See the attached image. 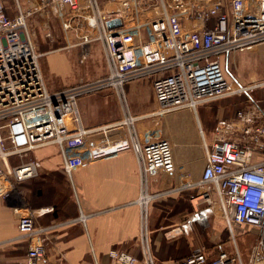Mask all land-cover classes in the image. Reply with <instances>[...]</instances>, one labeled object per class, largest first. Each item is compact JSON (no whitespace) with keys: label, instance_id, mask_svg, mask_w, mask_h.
<instances>
[{"label":"built area","instance_id":"2783aa9c","mask_svg":"<svg viewBox=\"0 0 264 264\" xmlns=\"http://www.w3.org/2000/svg\"><path fill=\"white\" fill-rule=\"evenodd\" d=\"M7 1L0 0L1 196L10 197L15 184L38 177V164L29 156L39 148L56 146L67 175L86 162L131 150L141 182L137 203L143 258L138 262L124 251L110 250L107 264H155L147 242V206L154 198L148 194V184L150 178L170 177L176 170L169 141L141 144L135 118L126 107L124 85L146 79L151 81L157 104L154 115L177 127L196 129L201 141L200 179L191 182L187 175L181 176L175 191L204 188L198 198L225 222L231 238L236 226L262 229L264 111L250 101L233 118L217 122L207 141L198 109L264 87V83L233 86L220 61L264 46V0H11V8ZM36 14L55 17L67 40L69 32L80 33L77 46L99 43L106 75L49 91L28 33L27 22ZM113 20L119 25L109 27ZM68 47L74 46L68 43ZM108 89L117 93L124 117L116 124L85 130L78 100ZM77 221L84 222L85 217ZM17 229L19 238L28 242L25 264L41 263L42 236L48 228L37 227L27 211L18 218ZM173 264L244 263L237 250L233 255L220 251L209 257L198 249ZM247 264H264L262 235L251 248Z\"/></svg>","mask_w":264,"mask_h":264},{"label":"crops","instance_id":"0c3cea01","mask_svg":"<svg viewBox=\"0 0 264 264\" xmlns=\"http://www.w3.org/2000/svg\"><path fill=\"white\" fill-rule=\"evenodd\" d=\"M39 16L46 17L43 14ZM96 44L100 45L93 43L85 48L78 46L81 63ZM229 58L231 56L222 57L220 61L227 66ZM50 61L63 70L68 69L70 64L67 55H56ZM106 73L105 63V73L96 75V79L104 77ZM256 79V76L250 77V81ZM123 94L128 112L135 118L134 128L141 144L159 140L161 134H165L166 129L163 128L169 127L175 134L174 137L170 136L173 144L177 138L178 143L188 146V154L182 159L176 160L173 157L177 172L170 177L159 175L150 178L148 184V194L154 196L147 206V242L150 253L155 264H173L192 253V231L206 230L207 233L211 230V237L218 242L224 238L220 230L221 223L227 226L213 214L211 206L198 198L205 191L204 188L175 191L181 176L187 175L191 182H197L202 175L204 153H201L197 130L177 127L169 120L154 115L157 104L150 80L135 79L127 82ZM77 110L85 130L116 124L124 117L118 95L112 89L81 97ZM205 114L201 113L203 116ZM200 124L206 140L210 141L213 130L209 129L207 134ZM30 157L38 164V177L15 184L8 198L1 196L0 187V264H25L28 242L19 238L17 223L18 218L27 211L33 214L37 227L48 228L42 236L44 256L39 264H107L110 250L124 251L138 262L142 261L141 207L137 203L141 182L137 158L131 150L95 162H86L70 175L64 171L63 160L56 146L39 148ZM3 186L7 189L5 184ZM81 216L85 217L84 222L77 221ZM208 220L210 227L206 228L209 226ZM235 231L233 238L228 231V243L232 248L225 250L220 246L216 255L220 251L233 255L237 250L242 262L247 264L250 250L261 235L264 242V224L261 230L236 226ZM249 232L252 238L246 240L242 234ZM169 233L179 234L171 238ZM212 244V248L217 245L214 242ZM200 249L206 254L209 252L206 248ZM241 253L247 254L244 260Z\"/></svg>","mask_w":264,"mask_h":264},{"label":"rangeland","instance_id":"374dc122","mask_svg":"<svg viewBox=\"0 0 264 264\" xmlns=\"http://www.w3.org/2000/svg\"><path fill=\"white\" fill-rule=\"evenodd\" d=\"M7 5L11 8L12 1L8 0ZM27 27L30 40L36 53L39 55V66L45 85L49 91H55L63 86L77 84L80 81L82 82V80H93L98 78L96 75H100V73L103 75L105 73V60L100 45H94L93 50L89 52L83 63H81L79 59L80 48L77 46L80 33H76L75 31L69 32L68 40L65 39L60 25L58 24L57 20H55V17L42 18L39 16V14H36L28 20ZM67 41L71 44V46L73 45L74 47L69 48ZM259 48H264V46L255 47L252 51H247L242 54L231 55L229 62L226 64L227 66L222 64L224 66L227 78L233 84V86L235 85L236 87V85H239L240 83L241 85L245 86V88H248L255 83H264V50H259ZM56 55L68 56L70 60L68 69L63 70V68L57 67L54 62L50 61ZM233 57L235 60L232 59ZM253 76H256L257 79L250 81V77ZM248 97L253 98L254 101H258L259 105L264 107V87L248 91L246 94L224 97L200 107L198 109L199 119L205 132L208 134V130H213L217 122L227 117H232L235 111L246 106L249 102L247 100ZM201 113H204L205 115L203 116ZM163 129H166L165 134H161L162 136L159 140L162 139L169 141L171 144L173 157H175L176 160H180V158L182 159L188 154L186 152V147H188L187 144L178 143L177 138H174L175 141L173 144V141L170 140V136L174 137L175 135L173 130H171L169 127H164ZM200 142L199 145H201ZM189 147L192 146L189 145ZM201 147L202 146H200V149ZM201 153L203 154L202 149ZM221 226L222 228H220V230L222 231L224 238L218 242H216V239L211 237V230H208L207 233L206 230L196 232V229L194 228L195 230L191 232V252L200 248H206L209 251L207 254H210L212 257H214L216 256V252L220 249V246L225 248V250L229 247L232 248L231 244L228 243V230L225 225H223V222L221 223ZM209 227L210 225L206 228ZM233 231L236 235L235 228ZM172 235L173 237L171 238H174L175 234L172 233ZM242 235L245 236L246 240H250L252 238L251 232H249V234L244 233ZM212 242L217 243L215 248H212ZM246 255L247 254L241 253L243 260L245 259Z\"/></svg>","mask_w":264,"mask_h":264},{"label":"trees","instance_id":"16d2710c","mask_svg":"<svg viewBox=\"0 0 264 264\" xmlns=\"http://www.w3.org/2000/svg\"><path fill=\"white\" fill-rule=\"evenodd\" d=\"M247 100H248L249 102H250V101H253V102H255V103L258 105V107H259V108H261V109L264 111V107H263V106H261V105H259V102H258V101H256V100L254 101V99H253V98H251V97H248V99H247ZM249 102H248V103H249ZM248 103H247V104H248ZM244 107H245V106H244ZM238 110H239V109H238ZM235 113H236V111L234 112V114H235ZM234 114H233V116H234ZM233 116H232V117H230V118H228V117H227V118H225V119H223V120H229V119L233 118ZM182 259H183V258H182Z\"/></svg>","mask_w":264,"mask_h":264},{"label":"water","instance_id":"95a60500","mask_svg":"<svg viewBox=\"0 0 264 264\" xmlns=\"http://www.w3.org/2000/svg\"><path fill=\"white\" fill-rule=\"evenodd\" d=\"M116 25H119V21L118 20H113V21L108 23L109 27H113V26H116Z\"/></svg>","mask_w":264,"mask_h":264}]
</instances>
